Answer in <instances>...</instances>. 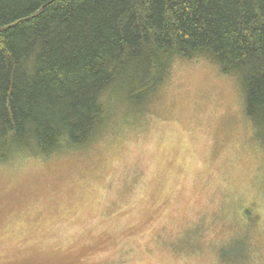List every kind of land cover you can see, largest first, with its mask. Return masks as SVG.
Wrapping results in <instances>:
<instances>
[{
  "label": "rangeland",
  "instance_id": "374dc122",
  "mask_svg": "<svg viewBox=\"0 0 264 264\" xmlns=\"http://www.w3.org/2000/svg\"><path fill=\"white\" fill-rule=\"evenodd\" d=\"M117 118L91 148L0 166V264H264V145L237 78L176 61Z\"/></svg>",
  "mask_w": 264,
  "mask_h": 264
},
{
  "label": "trees",
  "instance_id": "16d2710c",
  "mask_svg": "<svg viewBox=\"0 0 264 264\" xmlns=\"http://www.w3.org/2000/svg\"><path fill=\"white\" fill-rule=\"evenodd\" d=\"M196 59L237 78L264 145V0H0V166L91 148Z\"/></svg>",
  "mask_w": 264,
  "mask_h": 264
}]
</instances>
